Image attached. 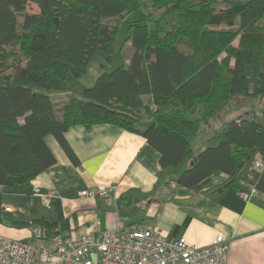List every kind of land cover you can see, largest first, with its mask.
<instances>
[{
    "label": "trees",
    "instance_id": "1",
    "mask_svg": "<svg viewBox=\"0 0 264 264\" xmlns=\"http://www.w3.org/2000/svg\"><path fill=\"white\" fill-rule=\"evenodd\" d=\"M96 55L120 64L81 95H49ZM240 96L264 99V0H0V187L56 163L47 136L79 164L67 130L112 124L145 137L163 168L186 164L180 188L226 173L264 192V122L234 115Z\"/></svg>",
    "mask_w": 264,
    "mask_h": 264
},
{
    "label": "crops",
    "instance_id": "2",
    "mask_svg": "<svg viewBox=\"0 0 264 264\" xmlns=\"http://www.w3.org/2000/svg\"><path fill=\"white\" fill-rule=\"evenodd\" d=\"M65 137L79 164L47 136L56 163L30 181L0 187V235L52 250L56 236H99L116 224L143 225L200 247L222 234L227 264H264V192L241 179L225 187L232 182L226 173L180 188L175 180L186 164L180 171L163 168L145 137L112 124L73 125ZM98 188H110L113 205L101 195L80 196Z\"/></svg>",
    "mask_w": 264,
    "mask_h": 264
},
{
    "label": "built area",
    "instance_id": "3",
    "mask_svg": "<svg viewBox=\"0 0 264 264\" xmlns=\"http://www.w3.org/2000/svg\"><path fill=\"white\" fill-rule=\"evenodd\" d=\"M263 165L262 160L255 161V168ZM109 192L110 188L86 189L80 196L101 195L113 205ZM228 251L222 234L212 244L200 247L184 237L167 239L159 230L143 225L116 224L102 230L99 236H56L52 250L0 235V264H227Z\"/></svg>",
    "mask_w": 264,
    "mask_h": 264
},
{
    "label": "rangeland",
    "instance_id": "4",
    "mask_svg": "<svg viewBox=\"0 0 264 264\" xmlns=\"http://www.w3.org/2000/svg\"><path fill=\"white\" fill-rule=\"evenodd\" d=\"M38 6L35 4H32V6L29 8V11L35 12L38 11ZM126 37V33L124 31V25L120 27L119 36H118V43L117 45L120 47L122 42L124 41ZM130 46L131 43L128 42V44L123 48L124 53L128 55L130 53ZM105 63L104 59L96 55L93 57L92 61L89 64L87 73L79 78L75 79L73 77H69L67 82L65 83V86L61 92H49V95H51L56 100H66L70 94H78L81 95L85 88L93 87L96 84V80L98 78V75L102 71L101 65ZM106 64V63H105ZM120 64L119 59L117 58L114 60L112 65L106 64V68L108 70H112L116 66ZM233 102V105H236L235 114L237 117L238 115L247 116L251 114L254 119L257 122H264V99L261 97H243L240 96L236 98ZM228 119V118H227ZM182 167H180L179 171ZM179 172H177L176 176H178Z\"/></svg>",
    "mask_w": 264,
    "mask_h": 264
},
{
    "label": "water",
    "instance_id": "5",
    "mask_svg": "<svg viewBox=\"0 0 264 264\" xmlns=\"http://www.w3.org/2000/svg\"><path fill=\"white\" fill-rule=\"evenodd\" d=\"M230 184H231V183L226 184L225 187H228ZM225 187H224V188H225ZM224 188H222L221 191H223Z\"/></svg>",
    "mask_w": 264,
    "mask_h": 264
}]
</instances>
